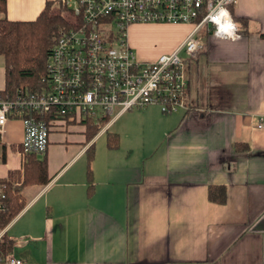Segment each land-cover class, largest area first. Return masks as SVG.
<instances>
[{"label": "crops", "instance_id": "0c3cea01", "mask_svg": "<svg viewBox=\"0 0 264 264\" xmlns=\"http://www.w3.org/2000/svg\"><path fill=\"white\" fill-rule=\"evenodd\" d=\"M45 1L5 0L0 17L33 20ZM230 10L237 35L205 33L185 59L188 110L132 109L89 139L81 124L51 129L41 155L47 182L20 189L24 205L5 227L14 256L25 264H264V0H235ZM135 25L166 40L151 59L190 30ZM106 133L117 135L116 147ZM103 135L105 150L93 148ZM21 137L20 120L8 119L0 178L21 172ZM209 186L224 187V203L208 200Z\"/></svg>", "mask_w": 264, "mask_h": 264}, {"label": "built area", "instance_id": "2783aa9c", "mask_svg": "<svg viewBox=\"0 0 264 264\" xmlns=\"http://www.w3.org/2000/svg\"><path fill=\"white\" fill-rule=\"evenodd\" d=\"M235 0H62L74 15L60 30L46 56L41 89L0 94V140L8 119L22 124L20 152L42 155L51 129L89 122L92 137L107 132L124 112L157 106L162 113L186 111L185 59L195 56L209 33L237 35L229 8ZM135 24H187L176 48L153 59H140L130 46L128 27ZM47 117V118H46ZM263 126L259 120L256 128ZM0 183V212L5 210ZM5 227L0 228V241ZM0 264H25L10 251Z\"/></svg>", "mask_w": 264, "mask_h": 264}, {"label": "trees", "instance_id": "16d2710c", "mask_svg": "<svg viewBox=\"0 0 264 264\" xmlns=\"http://www.w3.org/2000/svg\"><path fill=\"white\" fill-rule=\"evenodd\" d=\"M56 6L58 12L52 11ZM5 11V0H0V13ZM61 11L65 12L64 14ZM229 11L231 12L230 8ZM74 15L62 0H46L43 8L30 21H10L0 17V56L4 64V86L1 96L13 97L18 89L35 92L41 89L40 77L44 73L46 56L60 30L70 27ZM264 38V33L260 34ZM47 118V117H46ZM86 138L95 132L89 122H85ZM117 135L106 133L105 142L109 148L117 146ZM88 160L92 157V147L86 150ZM45 159L33 154L23 155L21 172H10L7 177L0 178L5 185V210L0 212V228L4 227L23 207L24 203L19 194L22 187L47 182ZM90 186V185H89ZM88 186V190L89 187ZM207 198L214 203L225 201V189L222 186H209ZM10 241L5 236L0 241L2 254L9 252Z\"/></svg>", "mask_w": 264, "mask_h": 264}, {"label": "rangeland", "instance_id": "374dc122", "mask_svg": "<svg viewBox=\"0 0 264 264\" xmlns=\"http://www.w3.org/2000/svg\"><path fill=\"white\" fill-rule=\"evenodd\" d=\"M52 11L58 12L56 6L52 8ZM62 14L65 12L61 11ZM145 25H130L128 27V35L127 40L130 44V46L133 48L134 53L136 56L140 59H151L154 55V53L157 52V48L162 43H165L166 40H163L161 37L151 34L153 33L151 29L145 28ZM116 129V126L114 125L111 130ZM65 129L62 128L61 131H64ZM99 149L101 147V150L104 149V135L99 137V139L96 140L93 148ZM37 158H42L41 155H36Z\"/></svg>", "mask_w": 264, "mask_h": 264}]
</instances>
